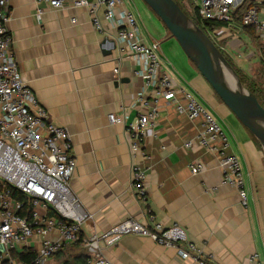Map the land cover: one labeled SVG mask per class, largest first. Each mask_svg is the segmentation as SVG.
Wrapping results in <instances>:
<instances>
[{
	"label": "crops",
	"instance_id": "1",
	"mask_svg": "<svg viewBox=\"0 0 264 264\" xmlns=\"http://www.w3.org/2000/svg\"><path fill=\"white\" fill-rule=\"evenodd\" d=\"M37 2L10 0L7 26L22 79L48 111V121L70 133L77 161L70 188L84 215L82 237L101 235L127 218H141L149 209L164 226L181 225L190 240L213 255L209 264H255L251 260L255 253L264 264V153L160 18L145 2H125L138 17L144 40L160 42L163 69L222 124L229 152L241 159L247 207L236 188L222 184L216 152L196 141L186 147L198 134L201 119H188L164 100L153 134L144 144L146 155L136 157L147 173L148 198L141 201L131 178L134 159L126 126L109 120V114L123 115L129 124L155 105L151 90L137 74L138 62L130 56L120 58L116 30L103 10L104 32H99L86 7L54 9L43 4L38 15ZM231 25L225 26L235 34L244 33ZM246 35L255 42L254 36ZM197 161L205 168L193 174L190 164ZM100 249L113 264H198L181 258L174 248L137 235H125L117 244L101 241ZM69 250L74 252L68 260L74 262L83 248L73 244L63 252Z\"/></svg>",
	"mask_w": 264,
	"mask_h": 264
},
{
	"label": "built area",
	"instance_id": "2",
	"mask_svg": "<svg viewBox=\"0 0 264 264\" xmlns=\"http://www.w3.org/2000/svg\"><path fill=\"white\" fill-rule=\"evenodd\" d=\"M10 0H0V179L30 198V215H22L25 204L13 197L10 188L0 191V264H49L67 246L80 243L86 251L84 264H113L101 254L100 243L117 244L125 235L146 237L163 247L176 249L184 259L209 264L212 254H205L190 240L179 224L166 227L149 209L141 218H127L101 235L83 238L81 224L84 215L71 191V180L77 169L69 131L48 121V111L33 90L24 82L13 52V37L8 29ZM126 0H38L37 14L42 5L54 9L67 6L86 7L95 28L104 32L100 11L116 30L120 58L132 57L139 65L137 74L145 81L155 101L147 113L129 124L123 115L109 114L113 124H125L130 140L131 178L137 197L147 202L146 170L136 157L146 155L144 144L153 134L159 117L160 101L172 106L190 120L201 119L196 137L186 147L197 142L219 155L223 170L222 184L237 189L241 204L249 205V192L241 159L229 152V138L222 124L195 95L178 85L163 69L161 44L146 42L136 14L125 5ZM194 16L202 23L230 24L236 10L248 4L243 25L254 27L264 42V0H195ZM229 28L218 26L210 32L219 35ZM230 30V29H229ZM264 57V54H263ZM119 72V68L115 69ZM143 102L142 97L137 99ZM145 104H149L145 101ZM205 168L203 161L190 164L193 174ZM33 252L30 261L19 254ZM16 254V255H15ZM255 264H263L259 253L253 254Z\"/></svg>",
	"mask_w": 264,
	"mask_h": 264
},
{
	"label": "water",
	"instance_id": "3",
	"mask_svg": "<svg viewBox=\"0 0 264 264\" xmlns=\"http://www.w3.org/2000/svg\"><path fill=\"white\" fill-rule=\"evenodd\" d=\"M143 1L160 18L220 99L256 138L264 153V106L244 86L214 39L185 12L179 0Z\"/></svg>",
	"mask_w": 264,
	"mask_h": 264
},
{
	"label": "rangeland",
	"instance_id": "4",
	"mask_svg": "<svg viewBox=\"0 0 264 264\" xmlns=\"http://www.w3.org/2000/svg\"><path fill=\"white\" fill-rule=\"evenodd\" d=\"M141 1L144 2L143 0H140V2ZM179 1L183 5L187 13L190 15V17L194 19V17L192 16L196 4L195 0H179ZM170 37L174 39L171 35ZM211 37L214 39V41L220 47V49L223 50V52L226 54L227 57L226 56L225 57L228 60L229 59L231 60V62L230 61L229 62L230 64L232 63L231 65L235 69L238 77L240 78L244 86L247 88L249 87L255 89V91H257L261 100L264 103V57H263L264 42L263 40H261L256 34L254 35L255 37V42H254V40H252L246 34L244 33L235 34L230 30H225L224 32L216 36L211 35ZM161 42L163 43V46L166 44L162 39ZM177 44L181 48L178 42ZM185 56L187 57V55ZM174 58H176V56ZM260 58L262 59L261 61ZM237 120L239 121V119ZM245 130L247 131L248 129L245 128ZM259 148L262 150L261 146ZM71 252H74V250H69V252L67 253L62 252L56 258L54 257L49 264H61L59 262H63L64 260H68V259L72 260Z\"/></svg>",
	"mask_w": 264,
	"mask_h": 264
},
{
	"label": "trees",
	"instance_id": "5",
	"mask_svg": "<svg viewBox=\"0 0 264 264\" xmlns=\"http://www.w3.org/2000/svg\"><path fill=\"white\" fill-rule=\"evenodd\" d=\"M180 3V1H179ZM180 5L183 7V5L180 3ZM247 6L248 4H245L241 7H239L236 12L233 15V21L231 22V27H233V29L235 31L237 30H242V32L246 33V34H250L252 36H254V34L256 33L255 28L254 27H249V26H244L242 19H243V14L245 13V11L247 10ZM184 9V7H183ZM185 10V9H184ZM185 12L187 13V11L185 10ZM188 14V13H187ZM189 15V14H188ZM190 16V15H189ZM192 16V15H191ZM194 20L199 24V26L210 35V32L213 31L214 28L218 27V26H223V25H229L228 22L225 23H217V22H200L193 14ZM223 52V50H222ZM224 53V52H223ZM225 54V53H224ZM226 56V54H225ZM227 57V56H226ZM263 58V57H262ZM229 61L231 62V60L229 59ZM232 64V63H231ZM249 88V87H248ZM249 90H251L252 92H254L260 103L264 106L263 101L261 100L259 94L257 93V91H255V89L249 88ZM258 142V141H257ZM259 144V142H258ZM260 147V144H259ZM4 188H10L12 195L14 198L21 200L22 202H24L25 204V209L22 212V215H30V211L32 209L31 204H30V198H28L26 195H24L20 190H18L17 188L13 187V186H9L6 182H4L3 180L0 179V191L4 190ZM78 244V246H81L83 248L82 252H79L77 254V256L74 258V262H70L69 260H66L63 262V264H84L87 255L85 253V248L80 244V243H76V245ZM63 252V251H62ZM62 252L56 254L55 257L59 256ZM16 255V254H15ZM35 254L33 252H27L24 251L23 253L19 254V257L21 260H26V261H30V259L34 258Z\"/></svg>",
	"mask_w": 264,
	"mask_h": 264
},
{
	"label": "bare ground",
	"instance_id": "6",
	"mask_svg": "<svg viewBox=\"0 0 264 264\" xmlns=\"http://www.w3.org/2000/svg\"><path fill=\"white\" fill-rule=\"evenodd\" d=\"M228 75H230V73Z\"/></svg>",
	"mask_w": 264,
	"mask_h": 264
}]
</instances>
